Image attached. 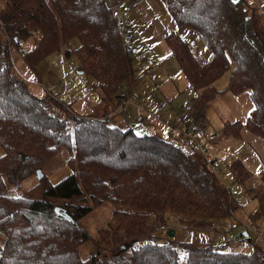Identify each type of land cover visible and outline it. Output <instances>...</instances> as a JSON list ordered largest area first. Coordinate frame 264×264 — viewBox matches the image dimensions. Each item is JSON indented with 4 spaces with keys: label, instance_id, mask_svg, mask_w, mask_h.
I'll return each instance as SVG.
<instances>
[{
    "label": "trees",
    "instance_id": "trees-1",
    "mask_svg": "<svg viewBox=\"0 0 264 264\" xmlns=\"http://www.w3.org/2000/svg\"><path fill=\"white\" fill-rule=\"evenodd\" d=\"M163 2L176 25L195 31L208 52L200 64L175 32L165 38L187 89L194 92L189 101L194 118L204 116L219 93L213 83L230 69L228 89L249 90L252 108L244 125L227 123L221 133L237 135L245 126L264 139V42L242 0ZM72 39L79 42L75 52L95 87L109 95L126 81L130 52L104 0H7L0 12V264H264V251L257 249L229 252L184 242L180 259L174 247L154 242L146 223L149 211L181 214L186 216L181 223L207 229L212 218L226 216L231 201L205 155L200 165L180 146L109 126L104 117L74 116L70 133L66 121L12 71L11 45L19 50L31 41V48L19 53L32 68ZM63 147L73 171L44 193L75 202L86 196L94 206H115L111 213L119 225L108 243L119 246L110 252L111 262L99 253L80 256V247L90 240L81 219L91 206L60 205L68 220L48 201L6 193L8 185L34 175ZM237 166L236 176L242 177L243 167ZM37 190L35 185L29 192ZM256 196L264 212V184Z\"/></svg>",
    "mask_w": 264,
    "mask_h": 264
},
{
    "label": "rangeland",
    "instance_id": "rangeland-1",
    "mask_svg": "<svg viewBox=\"0 0 264 264\" xmlns=\"http://www.w3.org/2000/svg\"><path fill=\"white\" fill-rule=\"evenodd\" d=\"M6 1L0 0V12L5 8ZM242 2L250 21L264 42V0ZM31 46V41H26L20 45L19 50L27 51ZM78 46V40L72 39L68 45L51 52L30 68L19 50L11 45L9 56L12 71L23 79L32 94L47 101L50 112L66 121L70 133L74 116L104 117L107 118L109 126L131 128L139 135H142L139 130H145L153 125L155 119L159 121V126L165 127L166 123L169 124L174 129V135L160 134V138L180 146L200 165L205 164V156H210L226 199L231 201V208L228 209L226 216L212 218L213 225L207 229L181 223L180 219L186 218L181 214L149 211L146 223L153 228L154 242L174 247L180 259L184 258L181 247V243L184 242L194 245L209 244L229 252H249L252 249L264 251V238L259 234L264 230V212L259 209L256 196L264 184V139L245 126L237 135L221 133L224 124L238 121L244 125L252 108L249 90L233 93L228 89L231 70L228 69L215 80L213 86L219 92L218 96L206 106L204 116L196 120L189 99L186 101L188 81L184 79V74L175 60H172L173 67L160 65L154 57L134 51L129 54L131 59L129 74L125 77L127 79L124 85L121 84L114 91L112 89V93L108 95L104 89L94 86L96 81L82 67L81 57L75 52ZM199 47L207 51L202 45V40ZM137 80L140 82L135 85L134 92L138 98L133 101L131 89ZM126 82L128 84L130 82L131 87H126ZM177 92L185 95L179 99L177 96L173 97ZM161 93L167 96L169 99L167 102L161 100L163 97ZM129 94L133 97L128 99ZM54 101L59 103L58 107L54 105ZM149 121L151 125L147 124ZM195 129L203 131V138L199 140L194 138ZM178 135L182 137L179 141ZM69 157V150L63 147L40 167L41 178L35 173L22 181L8 185L6 193L11 196L45 200L54 207L66 203L91 206L92 210L81 219V223L89 232L90 240L80 247V256L86 258L90 253L94 255L99 253V258L110 261L112 259L110 252L119 246L117 243L116 245L108 243L110 239L113 240V234L119 225L118 219L113 218L111 213L115 206L110 204L94 206L86 196L83 197L84 201L75 202L44 193L72 173L73 167L67 161ZM237 164L243 167L245 174L241 173L242 177L236 176ZM35 185L38 186L36 194H30L29 189ZM170 231L173 235L168 234ZM229 235L237 239L232 241ZM2 242L3 236L0 234V245Z\"/></svg>",
    "mask_w": 264,
    "mask_h": 264
},
{
    "label": "crops",
    "instance_id": "crops-1",
    "mask_svg": "<svg viewBox=\"0 0 264 264\" xmlns=\"http://www.w3.org/2000/svg\"><path fill=\"white\" fill-rule=\"evenodd\" d=\"M104 1L106 5L110 8L118 0H104ZM129 3L131 9L128 15V19L123 25L118 26V28L121 37L123 39V42L125 46L128 48L130 54L136 51L141 55H147V56L149 55L154 57L158 61V64L160 65L166 64L173 67L174 61L172 60L175 59L170 54V49L168 47L167 42L165 41V38L171 32H175L180 39L184 40L187 43L189 52L191 53V55L193 56L196 62L201 64L207 59L208 52L206 51L207 52L206 53L203 47L202 48L199 47V44L202 40L200 39V36L195 31L189 28L183 26L181 27L177 26L172 16L169 14L168 10L166 9L163 0H129ZM202 45L204 46L203 41H202ZM183 77L185 80L187 79L185 75H183ZM138 82L140 81L139 80L135 81L132 89L130 88L131 92L134 95L133 101H136L138 98V96L134 92V87ZM124 83H122V86L124 85ZM125 86L131 87L130 82L129 84L127 83V85ZM181 92H177L173 97L177 96V98L179 99L181 98V96L187 94L186 101L187 99H189L190 101V99L194 95V92L189 91V89L186 90L185 94H181ZM160 95L163 96L161 100L165 102L169 100L167 99V96L164 95L163 93H161ZM139 110L142 109L139 108ZM190 116H191V112H190ZM158 122L159 121L157 119H155L153 125L150 124V121L147 122V124L151 126L145 128V130L144 129L139 130L140 133H142V135H155L158 137H160L159 136L160 134L174 135V129L170 127L169 124L166 123L165 127H162L159 126ZM169 129L172 130L169 131ZM181 139H182L181 135H178L177 141ZM206 157H208L210 161L212 160L210 156H206Z\"/></svg>",
    "mask_w": 264,
    "mask_h": 264
},
{
    "label": "built area",
    "instance_id": "built-area-1",
    "mask_svg": "<svg viewBox=\"0 0 264 264\" xmlns=\"http://www.w3.org/2000/svg\"><path fill=\"white\" fill-rule=\"evenodd\" d=\"M130 3L129 0H118L113 6L110 7V13L113 17L115 23L120 26L123 25L126 20L128 19V15L130 12ZM129 97H133L131 94L128 95ZM193 136L196 140H199L203 137V131L200 129H197L194 131ZM206 160L209 161V158L206 157ZM260 236L264 238V230L261 231ZM229 239L234 241L237 239V237L229 235Z\"/></svg>",
    "mask_w": 264,
    "mask_h": 264
},
{
    "label": "water",
    "instance_id": "water-1",
    "mask_svg": "<svg viewBox=\"0 0 264 264\" xmlns=\"http://www.w3.org/2000/svg\"><path fill=\"white\" fill-rule=\"evenodd\" d=\"M36 173H37V175H38V178H41L42 177V173H41V169L40 168H38L37 170H36ZM54 212H56V213H59L60 215H62L63 217H65L66 219H70V217L68 216V214L67 213H65L63 210H61L59 207H54ZM168 234L169 235H173V232L172 231H170V232H168ZM123 246L121 247V250H123Z\"/></svg>",
    "mask_w": 264,
    "mask_h": 264
}]
</instances>
